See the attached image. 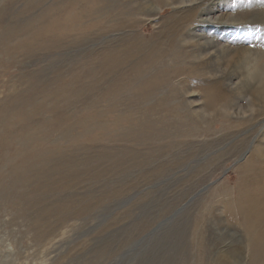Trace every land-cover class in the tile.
<instances>
[{"label": "rangeland", "instance_id": "rangeland-1", "mask_svg": "<svg viewBox=\"0 0 264 264\" xmlns=\"http://www.w3.org/2000/svg\"><path fill=\"white\" fill-rule=\"evenodd\" d=\"M58 1L0 0V264H234L231 251L250 264L242 222L264 211V111L250 112L230 68L242 48L262 63L264 0L158 7L140 29L98 37L85 20L78 41L76 30L40 32ZM176 25L180 45H208L220 64L177 77L181 97L140 119L143 105L107 97L133 58L120 72L93 60L118 37L145 55ZM211 82L229 99L213 111ZM255 233L253 264H264V218Z\"/></svg>", "mask_w": 264, "mask_h": 264}, {"label": "bare ground", "instance_id": "bare-ground-1", "mask_svg": "<svg viewBox=\"0 0 264 264\" xmlns=\"http://www.w3.org/2000/svg\"><path fill=\"white\" fill-rule=\"evenodd\" d=\"M198 1L200 2L202 0H59L56 3L57 6H55L57 8V12H53L55 10L54 9L47 14L40 16V20L46 18L41 23L43 29L40 32L43 34H52L55 33V31L58 32L60 30H76L73 35L75 40L77 39L78 41V39H80V35H82L84 30H86L79 28L83 25L85 20L89 21L92 25L87 29L93 30L97 37L111 32H119L126 29L129 30L130 28L135 30L134 28L140 29V21L137 18L140 15L153 17L156 14H159L160 11L158 10V7L164 8L176 4L177 6L174 7L176 9L185 8L190 5L194 6L196 3L198 4ZM69 10H74V15L72 13L73 17L67 14ZM192 16L193 14L191 12L187 15L189 21H191ZM183 22L184 20L180 22L181 25ZM163 31L166 32V34L164 33V37H166L164 39L165 41L162 44L151 48L147 53H145V55H140L141 50L135 42H128L125 44L123 38L120 39L118 37L115 40L122 42L121 45L119 47L112 44L108 46L106 45L108 43L107 42L104 47L102 46L103 48H101L100 54L97 55L96 60L94 59V63L92 64L99 70L105 69L111 72L117 70V72H120L118 67L125 63V56L133 58L132 65L120 74V77L117 78L116 82H113L114 85L112 84L113 86L111 85V89L109 88L110 91L108 92L107 97L112 99H123V101L126 100V102L131 104L132 107H140V109L141 105H143V111H137L138 115L141 114L139 116L140 119L143 120L159 115L158 111L154 108H170L173 106L172 102L176 101V98L181 97L178 91H176L178 85H180V81H177L176 84L174 83V80L177 77L184 76V80L187 83L190 80V75L198 70L199 67L207 71V69L213 67L215 64H217V66L220 64L218 63L219 58L216 57L215 59L218 61H214L207 52L203 53L205 51L204 48H209L208 45H180L179 42H177L178 37L183 34L186 35V33H182V26L178 27L176 25L170 31L167 29H163ZM56 35L57 34H55V36ZM56 38L59 39L58 36ZM139 39V42L146 43V41L142 40V38ZM54 42L59 41L51 40L48 44L52 47L60 46V43L56 46L54 45ZM235 51L238 52V54H235L232 59L234 63H231V70L229 69L231 71L230 75L233 76L235 74H239L242 76L239 81L240 93L251 92L252 107L250 112L257 111L254 109L253 105L257 106L258 110L264 111V57H262L261 63V58H257V56L251 59L248 57V54H250V49L248 48H242ZM123 53L125 55H123ZM127 53H132L133 56L126 55ZM85 66L86 65H84V67ZM73 72H75V70ZM221 76H224V74ZM59 81H61V79ZM94 83H96V81ZM216 83H218V81H216ZM216 83L211 82V84L205 88L206 93H204V96L202 95V98L204 99V110L213 111L217 105L229 102V99L226 101L224 98L219 86H215ZM252 84L256 85L253 87V90L250 88V85ZM165 89L168 90L167 93H163V90ZM31 103L33 104V102ZM20 112L21 111L19 110L18 112L9 114L6 118V122L18 117V115L21 114ZM148 113L150 115H148ZM21 119L23 118L21 117ZM245 122H247V120H245L244 123ZM262 138L264 140V136ZM260 149L259 147L256 148V153L260 156L255 158V162L259 160L261 162L264 159V151H260ZM28 157L29 156H27V158ZM261 218H264V211L262 214L257 213V215H254L253 213L250 217L243 220L244 222H242V229L248 246V260L250 264L256 262V259L262 253L261 247L259 246L260 238L255 233L258 224L261 223ZM230 253L234 264H240L239 260L242 255H240L239 252L236 253V251H231Z\"/></svg>", "mask_w": 264, "mask_h": 264}]
</instances>
